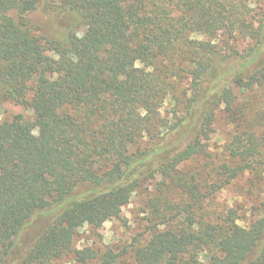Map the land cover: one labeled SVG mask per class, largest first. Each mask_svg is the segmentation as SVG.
<instances>
[{
  "label": "trees",
  "instance_id": "obj_1",
  "mask_svg": "<svg viewBox=\"0 0 264 264\" xmlns=\"http://www.w3.org/2000/svg\"><path fill=\"white\" fill-rule=\"evenodd\" d=\"M0 101L34 115L0 120V264H119L77 230L158 178L132 264H264V205L242 226L216 204L245 175L264 187V0H0Z\"/></svg>",
  "mask_w": 264,
  "mask_h": 264
},
{
  "label": "rangeland",
  "instance_id": "obj_2",
  "mask_svg": "<svg viewBox=\"0 0 264 264\" xmlns=\"http://www.w3.org/2000/svg\"><path fill=\"white\" fill-rule=\"evenodd\" d=\"M31 18L33 23L41 29L42 33L48 34L52 31L53 19L51 14L39 10ZM239 96L241 107L246 108L245 110L249 114L247 117L259 121L262 114V105L260 99H258L259 97L253 96L250 98L249 95L242 93ZM19 114H22L27 119H34L32 111L28 108L16 105L10 101H0V120H12L14 116ZM216 128L218 131L217 136L211 138L206 144L217 154L224 147L226 134L231 129L225 114L219 115ZM197 165L200 166L202 164L191 163L189 168L194 170ZM159 181L160 178L149 181L139 194L122 209L121 213L113 216L101 229L94 230L90 226H85L77 230L75 247L82 249L89 246L104 252L109 249L116 253L127 252L119 264H132L134 245L141 241H146L150 237V223L146 204L149 200V194L154 192ZM216 204L220 208L237 209L239 214L238 223L246 226L259 217L263 210L264 187L258 184L252 187L250 176L245 175L223 189L216 198ZM36 227L29 230L25 240H32L36 237L39 230ZM62 264H75V262L68 261L67 263V261H63Z\"/></svg>",
  "mask_w": 264,
  "mask_h": 264
}]
</instances>
